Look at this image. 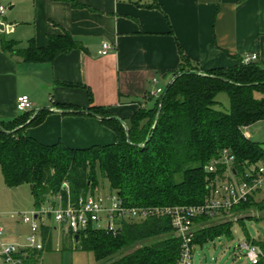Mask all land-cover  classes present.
Returning <instances> with one entry per match:
<instances>
[{"label": "trees", "instance_id": "obj_1", "mask_svg": "<svg viewBox=\"0 0 264 264\" xmlns=\"http://www.w3.org/2000/svg\"><path fill=\"white\" fill-rule=\"evenodd\" d=\"M78 47L68 33L48 35L42 48L32 41L24 49H18L13 41H2L3 51L24 62L51 61ZM179 54L174 78L153 107H140L123 120L124 126L110 120L113 115L105 108L90 106L85 110L113 131L117 139L113 144L74 149L61 143H39L25 129L39 125L49 110H40L30 118L31 112H27L10 121H0L3 130L10 132L0 131L4 184L9 188L27 184L35 207L53 196L64 195V183L71 197L77 198L96 190L100 180L107 182L129 207L198 206L205 203L211 184L224 171L223 166H218L215 173L205 171L221 150L227 149L234 157L238 175L263 163L262 144L247 139L244 129L264 121V67L256 62L244 65L238 59L234 67L200 74L180 49ZM220 93L228 97V111L217 108L216 96ZM259 194L238 205L235 211L263 212L264 197L254 201ZM259 222L264 223V217ZM194 223L199 226L194 232L197 246L228 235L233 225L228 221L212 223L204 216ZM172 234L167 218L150 217L123 223L115 234L89 226L73 241L80 250L91 252L97 262L174 264L179 240ZM258 264H264L263 256Z\"/></svg>", "mask_w": 264, "mask_h": 264}, {"label": "crops", "instance_id": "obj_2", "mask_svg": "<svg viewBox=\"0 0 264 264\" xmlns=\"http://www.w3.org/2000/svg\"><path fill=\"white\" fill-rule=\"evenodd\" d=\"M0 5L9 11L2 21L14 25L0 32V121L23 115L16 98L28 96L29 118L49 110L39 125L25 129L44 145L84 149L115 143L113 131L85 110L98 106L128 120L140 107L152 108L159 97L152 92L174 78L179 49L200 74L234 67L253 54L264 67V0H0ZM63 33L79 47L51 61L24 62L2 49L3 40L18 49L29 41L42 48L48 35ZM103 42L112 46L104 56L99 54ZM251 126L244 129L247 139ZM7 221L6 232L12 225ZM51 221L43 229L44 249ZM25 236L11 242L22 244ZM254 242L264 258V238Z\"/></svg>", "mask_w": 264, "mask_h": 264}, {"label": "built area", "instance_id": "obj_3", "mask_svg": "<svg viewBox=\"0 0 264 264\" xmlns=\"http://www.w3.org/2000/svg\"><path fill=\"white\" fill-rule=\"evenodd\" d=\"M5 8L0 5V19ZM112 50L108 42H103L99 54L104 56ZM257 61L256 55H246L241 63L248 65ZM153 83L156 80L153 79ZM163 90L156 88L152 95H161ZM16 109L21 113L33 112V103L26 95L16 98ZM245 136V135H244ZM234 157L227 149L220 151L205 167V171L215 173L218 166H223L222 174L216 176L205 203L198 206H126L115 192L100 194L88 192L72 198L67 184H63L65 194H58L46 200L30 212H11L0 214V264H35L36 255L44 249V231L47 219L68 231L72 238L89 226L115 234L123 223L140 222L150 217H164L170 221L174 235L179 240V250L174 264H192L194 251L195 223L198 217L238 223L241 216L235 208L248 201L255 193L264 191V162L250 167L238 175L234 170ZM56 201L58 204H56ZM20 222L27 226L28 232L24 243L5 239L4 220ZM250 264H258L262 252L252 242H240ZM33 258V260H32Z\"/></svg>", "mask_w": 264, "mask_h": 264}, {"label": "rangeland", "instance_id": "obj_4", "mask_svg": "<svg viewBox=\"0 0 264 264\" xmlns=\"http://www.w3.org/2000/svg\"><path fill=\"white\" fill-rule=\"evenodd\" d=\"M5 11L6 13L9 12L8 10ZM216 99L219 102L217 107L219 110H229L228 97L225 93L218 94ZM247 133L251 141L264 142V122L254 124L247 130ZM93 191L108 194L110 188L107 182L100 180L97 189ZM263 197L264 191L260 192L254 201H261ZM56 204H58L57 201ZM34 207V199L29 186L24 184L15 188L7 187L0 170V212H30L35 209ZM240 216V219H244V221L234 223L228 235H220L212 241L203 243L202 246H196L192 264H250L245 256V250L239 247V243L264 238V225L259 222L261 217H264V211L249 210L241 212ZM10 222L7 221L6 223L9 224ZM225 222L226 218L212 219V223ZM11 224L5 234L6 238L15 241L19 236H25L27 233L26 225L22 224L20 220L11 222ZM49 225L50 241L46 243L42 253H37L36 260H38L35 261V264H108L107 262H97L91 252L77 248L69 233L67 235L61 234L60 226L52 221ZM198 227L195 224V229Z\"/></svg>", "mask_w": 264, "mask_h": 264}, {"label": "water", "instance_id": "obj_5", "mask_svg": "<svg viewBox=\"0 0 264 264\" xmlns=\"http://www.w3.org/2000/svg\"><path fill=\"white\" fill-rule=\"evenodd\" d=\"M1 1H5V0H1ZM13 27H14V25H6V24L2 21V19H0V32H2V33H3V32H9V31H11V30L13 29ZM109 119H110V120L118 121L122 126L125 125L124 121H123L122 119L116 117V116H111ZM0 131L3 132V133H6V134H10V132H5V131L3 130V128L1 127V125H0ZM77 238H78V235H75V236H74L75 241L77 240Z\"/></svg>", "mask_w": 264, "mask_h": 264}]
</instances>
